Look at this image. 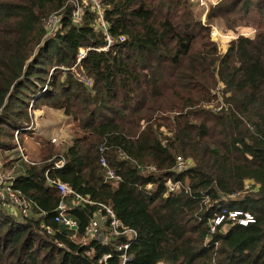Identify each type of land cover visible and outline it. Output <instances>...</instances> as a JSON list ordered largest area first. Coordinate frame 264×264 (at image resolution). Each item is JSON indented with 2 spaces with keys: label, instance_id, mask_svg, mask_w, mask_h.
Wrapping results in <instances>:
<instances>
[{
  "label": "trees",
  "instance_id": "obj_1",
  "mask_svg": "<svg viewBox=\"0 0 264 264\" xmlns=\"http://www.w3.org/2000/svg\"><path fill=\"white\" fill-rule=\"evenodd\" d=\"M103 1L115 41L81 58L86 85L61 65L105 42L87 7L74 23L67 0H0V149L33 133L35 109L74 123L68 141H45L40 159L13 175L30 206L18 215L0 205V264H119L116 244L127 239L126 264H264V0L208 8L231 28L254 27L222 54L191 0ZM57 10L60 25L46 35L43 18ZM219 91L216 110L208 104ZM102 155L118 179L105 178ZM177 156L191 164L177 169ZM47 178L92 201L69 207L75 228L53 219L60 191ZM102 204L135 235L75 239L105 215Z\"/></svg>",
  "mask_w": 264,
  "mask_h": 264
},
{
  "label": "built area",
  "instance_id": "obj_2",
  "mask_svg": "<svg viewBox=\"0 0 264 264\" xmlns=\"http://www.w3.org/2000/svg\"><path fill=\"white\" fill-rule=\"evenodd\" d=\"M193 1V5L196 6V3L200 2L201 0H191ZM218 0H209L208 3L204 7H201L199 10L200 21L207 23L210 25L209 36L210 39L215 41L219 50L223 53L226 52L229 41L233 38H236L239 34H250L253 29H246V30H239V31H232L231 33L227 32L226 30H219L218 27L213 24L212 22H208V17L206 16V12L211 5H214ZM67 3L71 6V18L74 23L81 22L82 13L84 7H87L93 15V22L91 24L94 28L100 30L104 34L105 42L99 46H81L77 51V55L75 61L65 67L61 65L63 69L69 68L73 74L81 80L86 85L91 84V78L85 73L82 65L80 64L81 58L86 54V51L90 49L95 50H108L115 41V37L110 33L108 21L105 18V10L107 5L104 3L103 0H67ZM60 18L61 13L57 11H53L49 13L45 18H43V26L45 28L46 35H52L56 29L60 25ZM226 39V42L224 41ZM119 40L124 39L123 34L118 35ZM228 43V44H226ZM220 86V85H219ZM218 86V87H219ZM224 102L220 101L213 107L214 109L218 110L222 106H224ZM52 140H55L52 137ZM20 147V146H19ZM99 161L103 167H105V178L106 179H118V175L114 173L113 169L107 166V161L104 155L99 158ZM62 164V160H57L54 162L55 166H59ZM191 164L189 159L184 160L181 156H177L176 158V168L182 169ZM149 169L154 170V166H150ZM13 175H8L0 171V205L7 208L11 212L16 214H27L29 211L30 201L24 199L22 197V193L20 190L16 189L12 185ZM48 183L55 184L58 190L60 191V198L56 205V212L53 216V219L57 222L62 223L66 227L75 228L77 221L70 216L68 209L70 206L78 205L80 202H92L88 197L80 194L76 190H74L71 185L66 183L65 181L55 179V178H47ZM166 185L168 189H173L177 186V182L174 181H167ZM104 207L105 215L100 214L99 212H95L92 218L90 219L85 234L81 237L84 240L86 237H93L96 240L106 242L108 238L107 231L110 235H117V234H124L129 235V238L135 235V231L131 228L121 227L119 220L114 215L111 208L107 205L102 204ZM237 211H229V216L232 218L237 215ZM248 214H246L247 216ZM222 216L216 217L214 222H218ZM108 220V225L105 226L104 222ZM247 220H251V217L247 216L246 218H240L239 222L245 223ZM47 232H51V227H46ZM128 239L116 244V248L120 250V263L119 264H126L131 259V254L128 252L129 247ZM110 253H104L101 256V260H105L106 257L109 256Z\"/></svg>",
  "mask_w": 264,
  "mask_h": 264
},
{
  "label": "rangeland",
  "instance_id": "obj_3",
  "mask_svg": "<svg viewBox=\"0 0 264 264\" xmlns=\"http://www.w3.org/2000/svg\"><path fill=\"white\" fill-rule=\"evenodd\" d=\"M205 1L201 0L199 2V9L203 6ZM208 3V2H207ZM193 5L192 11L195 18H199L200 11ZM213 24H215L219 30H226L231 33L235 28L240 30H246L249 28H254L251 24H243L241 22L236 24L233 28L229 27L226 23V19L223 15H216L209 17ZM232 30V31H231ZM224 38V41L226 42ZM228 44V43H226ZM219 54L223 52L218 49ZM52 70V67L49 68V71ZM222 84L218 87V90H221ZM225 95L220 91L217 93V99L210 102L208 106L215 107L220 101L224 102ZM71 120H66V117L56 110H46V109H35L33 116V133L24 134L22 137H18L16 133L11 139H5L9 141L10 147L7 149H0V171L8 175H15L21 173L24 170L25 159L34 163L40 159V153L43 149V143L47 140H50L51 143L54 142L57 147H60L61 143L68 141L70 136L73 134ZM17 137V138H16ZM52 137L55 140H52ZM20 146V147H19ZM12 161V164L10 163ZM19 215V214H18ZM249 217V215H247ZM246 216V217H247ZM248 221V220H247ZM79 241L82 238L74 237Z\"/></svg>",
  "mask_w": 264,
  "mask_h": 264
},
{
  "label": "crops",
  "instance_id": "obj_4",
  "mask_svg": "<svg viewBox=\"0 0 264 264\" xmlns=\"http://www.w3.org/2000/svg\"><path fill=\"white\" fill-rule=\"evenodd\" d=\"M203 1H205V3L203 4L202 7H204V6L206 5V3H207L209 0H203ZM198 4H199V2L196 3L195 9L197 8V9L199 10V5H198ZM198 10H197V11H198ZM212 18H213V17H212ZM211 20H212L211 18H210V19H209V18L207 19L208 22H212ZM212 23H213V22H212Z\"/></svg>",
  "mask_w": 264,
  "mask_h": 264
}]
</instances>
